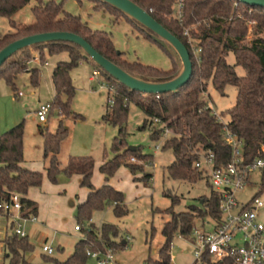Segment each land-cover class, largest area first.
Listing matches in <instances>:
<instances>
[{"label":"trees","instance_id":"trees-1","mask_svg":"<svg viewBox=\"0 0 264 264\" xmlns=\"http://www.w3.org/2000/svg\"><path fill=\"white\" fill-rule=\"evenodd\" d=\"M31 0H0V17H7L13 31L0 34V51L11 42L23 37L52 31L73 32L86 39L97 51L116 63L130 74L140 76L146 80L155 79L166 81L175 77L179 71V63L174 60L173 68L162 70L146 66L138 61L129 62L117 52L111 34L102 30H93L82 17L65 10V1L50 0L39 3L33 7L34 23L19 26L13 16L23 9ZM83 4L84 0H75ZM94 9L105 8L125 17L147 39L162 48L155 34L133 19H129L119 10L101 2L92 0ZM147 10L159 23L177 36L189 49L193 62V75L188 84L179 88L178 92L162 94H149L131 91L127 86L120 84L104 69L94 62L106 80L116 85L113 102L108 97L105 122L121 125L119 136L115 138L113 149L115 157L104 162L100 170L109 179L122 165H127L133 172L144 171V166L134 164L142 161L145 155L139 148L125 149L123 124L127 120L130 104L138 105L146 115L144 128H152L154 118H160L167 123L173 133L166 138L163 149H171L175 160L168 166L169 177L177 180H186L196 183L204 178L201 170L195 167L199 159V152H214L219 164H226L232 158V148L223 138L224 123L214 114V109L202 98L209 86L221 93H225L228 85L237 88L236 103L219 114L228 118L227 126L230 131L243 141V160L250 163L263 157L264 145V7L249 6L237 0H184L179 9V0H132ZM251 38L249 39V37ZM193 45L200 48L195 53ZM50 54H59L67 51L69 61H60L54 67L52 80L55 87V98L52 102L53 113L60 111V120L56 131L52 132L48 126L42 129L44 139V160L46 171L52 182L57 181L61 171L69 176L79 173L83 175L82 185L89 188L87 199L78 205L77 225H80L84 236L75 245L74 252L66 259L45 256V264H87L89 252L105 251L117 246L116 238L119 236L118 226L103 223L101 228L92 223L93 213L102 211L107 206H113L114 213L123 217L129 213L125 202V194L110 184L96 188L92 181L93 165L91 159H80L62 168L59 155L61 145L69 136V127L65 119L70 117L71 102L76 94L72 80V70L85 60L79 45L68 41H55L47 44H37L22 49L9 57L0 67V80H4L18 95L16 80L24 72L31 73V82L37 86L40 81V69L31 67L37 56L40 62L45 61V51ZM233 53L235 64L228 61ZM237 66L243 67L245 74L239 75ZM76 120L83 116L75 114ZM24 134L25 122L14 125L11 129L0 135V203L9 201L12 194L21 197L23 216L37 215L38 204L28 198L32 187H39L43 183L44 173L31 170L22 165L24 161ZM152 139L163 137L162 129H153ZM127 157H134L135 162H126ZM84 165L83 169H80ZM86 166V167H85ZM153 174L145 173L143 179L149 183ZM209 183V182H208ZM210 185V184H209ZM264 191V170L260 192ZM170 191H168L169 193ZM167 193V192H165ZM171 194V193H170ZM168 195V194H167ZM259 193L254 196L258 197ZM172 206L163 210L171 217L164 223L162 233L165 243L159 251V258L147 259L148 264H173L170 250L175 236L190 237L198 218L205 220L217 219L221 216V197L219 193L211 190L208 197L202 200V206H191L187 211L177 212L174 207L180 202L179 197L171 194ZM2 214L11 219L9 214L0 210ZM12 220V219H11ZM90 221L89 226L84 222ZM17 223L11 221L9 228L13 230L4 240L6 250L10 253L11 263L19 264L24 260V253L34 249L29 236H21L15 232ZM122 242V245H125ZM204 264H232L230 259L217 263L205 254Z\"/></svg>","mask_w":264,"mask_h":264},{"label":"rangeland","instance_id":"rangeland-1","mask_svg":"<svg viewBox=\"0 0 264 264\" xmlns=\"http://www.w3.org/2000/svg\"><path fill=\"white\" fill-rule=\"evenodd\" d=\"M38 3L39 0H31L13 16L19 26L34 23L32 9ZM64 6L67 12L81 16L93 30H102L111 34L117 52H121L122 57L129 62L138 61L143 65L167 71L173 68L175 60L179 63L180 69L181 59L173 48L168 50L150 41L120 14L105 8L96 10L92 0H84L83 4L75 0H66ZM11 31L13 28L9 19L0 17V34ZM69 60L70 54L67 51L50 54L46 50L44 62L31 63V67L40 69V81L37 86L32 84L30 72H24L17 78V90L23 92V96L16 97L8 84L0 80V119L3 121L0 135L24 121L25 163L36 168L33 170L44 173L42 185L30 189L45 199L41 206L45 219L28 224L29 241L34 249L25 252L24 260L19 264H45V256L66 260L74 252L79 237L84 236V232L75 230V225L78 223V205L82 203L79 201H82L89 190L81 183L82 174L69 176L61 171L57 181L52 182L46 171L42 129L48 126L50 131H56L61 118L60 111L56 109L51 113L47 122H41L37 114L41 105L53 102L55 98L52 80L54 67L60 61ZM228 61L235 64L233 53L228 56ZM95 69L97 68L93 61L85 59L72 70L76 94L71 102L73 113L65 119L66 126L69 127V136L61 145L59 158L62 168L75 160L91 159L94 162L91 178L93 185L99 188L104 184H110L125 194V202L129 209L127 215L118 217L114 213L113 206H107L102 211H95L91 222L95 223L98 229L103 223L118 226L119 236L116 238L118 245L112 249L118 264H148L149 257L159 258V251L165 243L162 229L171 216L163 210L172 206L171 194L180 199L174 207L175 211L182 212L187 211L191 206L201 207L202 200L210 195L212 189L206 176L196 183L169 177L168 166L175 160L174 153L171 149H163L165 138L152 139V128L143 127L146 115L135 103L130 104L127 120L123 124L125 145L120 153L125 149L139 148L140 153L152 157H145L142 161L137 160L134 163L144 166V171L133 172L129 166L122 164L113 176L106 179L100 167L104 162L115 157L113 144L122 127L103 120L110 95L104 86L108 81L102 73L93 76ZM236 69L239 75L245 74L243 67L237 66ZM202 98L220 113L236 103L237 88L228 85L225 93H221L209 86ZM75 114L82 115L83 119L76 120ZM223 119L228 120V118ZM132 158L127 157L125 161L132 163ZM83 168L84 165L80 169ZM145 173L153 174L151 182L147 183L143 179ZM261 180V172L252 173L244 188L236 191L235 198L240 205L249 202L258 193L264 201V191L260 192ZM260 219L264 221V207L260 209ZM4 220L0 223V230L5 228L3 225L5 226L7 221ZM89 224L90 221L84 222L85 226ZM196 227L210 231L214 227V221L211 218L205 220L198 218ZM12 232L13 230L8 228L5 238ZM127 236H131V240L122 245ZM173 243L171 250L173 264L195 263L193 248L188 241L177 235ZM45 244L52 246L55 252L49 254L43 251ZM0 264H12L7 250L1 257ZM87 264L99 263L96 258L89 257Z\"/></svg>","mask_w":264,"mask_h":264},{"label":"built area","instance_id":"built-area-1","mask_svg":"<svg viewBox=\"0 0 264 264\" xmlns=\"http://www.w3.org/2000/svg\"><path fill=\"white\" fill-rule=\"evenodd\" d=\"M183 1L179 0V9H181ZM193 49L195 53L201 51L194 45ZM33 61H39V58L35 57ZM100 73L95 69L93 76H98ZM104 86L109 91L110 101L113 102L116 85L106 82ZM18 95L22 96L24 93L18 92ZM52 107V102L40 106L37 114L41 122L48 121ZM214 114L224 123L223 138L232 148V158L226 164H219L214 152H199V159L196 161L195 167L206 176L211 189L219 193L221 216L213 220L214 227L210 231L200 230L196 227L190 237L178 236L192 245L194 264L203 263L205 254L211 257L213 263L230 259L232 264H264V221L260 219V209L264 207V201L258 196L240 205L235 198L236 191L244 188L252 173H262L264 156L253 162L244 163L243 141L230 131L227 121L220 116L219 112L214 110ZM151 126L153 129H162L165 139L173 134L167 123L160 118H154ZM262 152L264 153V145ZM135 161L136 159L133 157L132 162ZM22 208L21 197L17 193L12 194L9 201L0 203V210H4L17 223L15 232L21 236H27L25 227L27 224L37 221L38 218L36 215L23 216ZM76 229L80 231V225H76ZM130 240L131 236H127L124 242ZM173 246L174 243H172L171 250ZM43 250L49 254L55 252V249L47 244L43 245ZM89 256L96 258L99 264H118L111 248L105 251L89 252Z\"/></svg>","mask_w":264,"mask_h":264},{"label":"water","instance_id":"water-1","mask_svg":"<svg viewBox=\"0 0 264 264\" xmlns=\"http://www.w3.org/2000/svg\"><path fill=\"white\" fill-rule=\"evenodd\" d=\"M113 8L119 10L127 17L135 20L148 28L155 34L157 42L164 48H173L181 59L180 69L175 77L166 81L155 79L146 80L140 76L130 74L122 67L112 62L99 51H97L82 36L67 31H52L33 34L15 40L5 46L0 51V67L16 52L35 46L37 44H47L55 41H68L80 46L83 57L93 61L104 69L110 76L115 78L120 84L127 86L131 91H139L149 94H162L178 92L179 88L189 83L193 75V62L187 46L177 36L172 34L167 28L159 23L147 10L139 6L132 0H100ZM249 6L264 7V0H237ZM135 149V148H132Z\"/></svg>","mask_w":264,"mask_h":264},{"label":"crops","instance_id":"crops-1","mask_svg":"<svg viewBox=\"0 0 264 264\" xmlns=\"http://www.w3.org/2000/svg\"><path fill=\"white\" fill-rule=\"evenodd\" d=\"M37 57V56H36ZM36 62H39V61H36ZM23 96V95H22ZM3 121L0 119V129H1V127H2V123ZM22 165L24 166V167H26V168H29V169H31V170H33V169H36L35 167H33L32 165H30V164H28V163H25V155H24V161H23V163H22ZM83 176V175H82ZM82 176H81V178H82ZM82 181H83V178H82ZM82 183V182H81ZM96 187V186H95ZM32 188H34V187H32ZM31 188V189H32ZM97 188V187H96ZM29 190V194H28V198H30V199H32V200H34L35 202H37V204H38V212H37V221H35V222H32V223H37L38 221L40 222V220H42L43 221V219H45V214H44V212H42V205L44 204L43 203V201H45V199H42V197H40L41 195L40 194H37V193H35V192H32V190ZM89 191L90 190H88L86 193H85V196H84V198L82 199V201L80 200L79 202H84L86 199H87V197H88V194H89ZM40 207H41V209H40ZM4 219H6V221L8 222H6V225L4 226L3 225V227H5V228H3L2 230H0V259H1V257L6 253V247H5V243H4V238H5V236H6V234H7V231H8V228H9V224H10V222L12 221L11 219H8L7 218V216H5L4 214H2L1 212H0V223L1 222H4L5 220ZM77 225V224H76ZM76 225H75V230H76V232H81V231H78L77 229H76ZM27 226H28V224H27ZM27 226L25 227V229H26V231H27V233H28V230H27ZM2 228V227H1ZM28 236H29V234H28ZM82 238V235L79 237V239H81ZM44 251V250H43Z\"/></svg>","mask_w":264,"mask_h":264}]
</instances>
